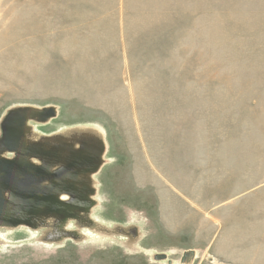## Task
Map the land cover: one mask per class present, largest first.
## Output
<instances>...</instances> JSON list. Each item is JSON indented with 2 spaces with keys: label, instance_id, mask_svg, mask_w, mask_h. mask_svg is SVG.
<instances>
[{
  "label": "rangeland",
  "instance_id": "374dc122",
  "mask_svg": "<svg viewBox=\"0 0 264 264\" xmlns=\"http://www.w3.org/2000/svg\"><path fill=\"white\" fill-rule=\"evenodd\" d=\"M15 163L66 172L1 179L0 264H185L216 235L262 263L264 0H0Z\"/></svg>",
  "mask_w": 264,
  "mask_h": 264
},
{
  "label": "crops",
  "instance_id": "0c3cea01",
  "mask_svg": "<svg viewBox=\"0 0 264 264\" xmlns=\"http://www.w3.org/2000/svg\"><path fill=\"white\" fill-rule=\"evenodd\" d=\"M231 239L232 241L229 242L227 241V243H225L224 245V249L221 250L219 248L215 247L218 245L219 242H223L226 241V237H218L216 235V237L213 240L208 241L207 245H200L202 247H197V248H189L184 250V260H185V264L191 263L194 255L197 254V250H199V264H203V261L209 257L211 261H209L211 264L214 262H218V261H224L226 264H238L239 261H241V259L244 261L246 259H248L250 257V255L248 253H246L243 248H239L240 246V242H237L234 238H228ZM222 240V241H221ZM247 243H250V240H246ZM256 244V243H253ZM230 246V248H229ZM234 246V247H233ZM256 249H262L259 245L258 248ZM223 254V256H221L220 259L219 256L221 254ZM263 260H264V256H263ZM252 264H264V261L262 263L255 262Z\"/></svg>",
  "mask_w": 264,
  "mask_h": 264
},
{
  "label": "water",
  "instance_id": "95a60500",
  "mask_svg": "<svg viewBox=\"0 0 264 264\" xmlns=\"http://www.w3.org/2000/svg\"><path fill=\"white\" fill-rule=\"evenodd\" d=\"M49 113L53 114V111L50 109ZM25 171L24 167L15 163L12 168L6 171L5 176H2V178L0 177V182L1 179L6 182L9 187L15 191V194L17 193L16 195L26 193L33 196L38 192L47 190L45 186H42L43 182L61 178L65 174L66 169L59 170L52 175H34Z\"/></svg>",
  "mask_w": 264,
  "mask_h": 264
}]
</instances>
